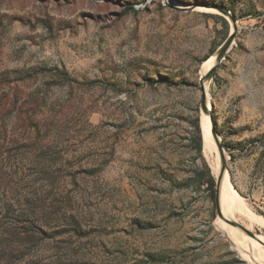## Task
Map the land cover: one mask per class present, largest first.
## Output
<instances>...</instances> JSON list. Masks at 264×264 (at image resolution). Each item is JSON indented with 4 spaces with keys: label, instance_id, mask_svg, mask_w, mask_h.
I'll return each mask as SVG.
<instances>
[{
    "label": "rangeland",
    "instance_id": "obj_1",
    "mask_svg": "<svg viewBox=\"0 0 264 264\" xmlns=\"http://www.w3.org/2000/svg\"><path fill=\"white\" fill-rule=\"evenodd\" d=\"M234 31L209 115L264 221V0H0V84L44 96L37 128L0 120V264H264L203 155Z\"/></svg>",
    "mask_w": 264,
    "mask_h": 264
},
{
    "label": "bare ground",
    "instance_id": "obj_2",
    "mask_svg": "<svg viewBox=\"0 0 264 264\" xmlns=\"http://www.w3.org/2000/svg\"><path fill=\"white\" fill-rule=\"evenodd\" d=\"M204 9L209 10V11H214V8L213 7H209V6H204ZM215 64H216L215 63V59H213L211 61V63H209V62L205 63L202 66V71H201L202 75H204ZM207 84L208 83L206 82L205 83L206 88H207ZM202 118H203V120H202V122H203L202 123V125H203L202 126L203 127V155L205 156V158H206V160L208 162V165H209V167L211 169L212 174L215 175V176H218L219 168H220V161H221V151L219 150V146H218V138L219 137L215 138L212 135V133H211L212 120H211V116L209 115V113L208 112L207 113H203V117ZM206 119L208 120V125L209 126L206 124ZM219 201H220L221 211L224 214L227 215V210L225 208V206H227L229 211H230V213H231V215L233 216V218L236 217L235 214L238 213V212L240 214H243L244 216H246V218L248 219L247 224H245L246 227H249V225L252 224V223H260V224L264 225V221L261 218L256 217L255 215H253L254 213L252 214L249 211H247L249 209L245 210V209L242 208V206L240 204V201H239V198H238V196L236 195V192L234 191V189L231 186V183L229 181V175H228L227 171H225V175L223 177V181H222L221 186H220V199H219ZM230 234H232V231H231ZM253 240L257 241L258 243H260L262 245H264V239L260 238L259 236H257V239L253 238ZM253 240L251 242H253V245L256 246V248H258L257 249V252L259 253L258 258L261 261H264V249L261 247L260 244L256 243Z\"/></svg>",
    "mask_w": 264,
    "mask_h": 264
},
{
    "label": "trees",
    "instance_id": "obj_3",
    "mask_svg": "<svg viewBox=\"0 0 264 264\" xmlns=\"http://www.w3.org/2000/svg\"><path fill=\"white\" fill-rule=\"evenodd\" d=\"M44 68L35 72L33 74H26L21 76L22 78H13L15 79H22L24 80H35L39 75L45 73ZM60 75H63V80L71 81L68 78L66 72H60ZM10 75L6 73H2L0 75V81L10 79ZM9 81V80H8ZM8 87L5 88V85L0 84V120L3 127L6 126V119L12 113L16 116L17 120L24 125L30 128L31 126L36 127L35 118L37 117L38 108L42 105L44 96L41 94H36L33 96L29 102L28 98H24L22 96V91L19 89L18 86H11L10 81L7 85ZM38 131V130H37ZM200 150V148H199ZM210 183L213 184L214 180L210 177Z\"/></svg>",
    "mask_w": 264,
    "mask_h": 264
},
{
    "label": "water",
    "instance_id": "obj_4",
    "mask_svg": "<svg viewBox=\"0 0 264 264\" xmlns=\"http://www.w3.org/2000/svg\"><path fill=\"white\" fill-rule=\"evenodd\" d=\"M213 7V6H210ZM218 10L229 16L232 20L233 17L229 14V12H227L226 9H224L223 7H218ZM234 37H235V31L231 34H229V36L226 38V40L223 42V44L218 48L216 54H215V65L210 68L204 75L201 76L200 78V90H201V100H200V107L202 109L203 113H209L210 114V109H209V103L207 100V93H206V86L205 83L208 82V80L210 78H212L216 68L218 67L219 63L222 61V59L224 58L226 52L230 49V47L232 46V44L234 43ZM212 120V119H211ZM211 133L215 138H218V134L215 130L214 127V123L212 121V128H211ZM218 146H219V150L221 151V161H220V168H219V174L217 176V181H216V187H217V191H216V202H217V210L218 213L221 214L220 211V186L221 183L223 181V177L225 175V171H226V159H225V154L223 151V146L218 138ZM247 235H249L252 238H256L257 239V234L247 230V229H243Z\"/></svg>",
    "mask_w": 264,
    "mask_h": 264
}]
</instances>
